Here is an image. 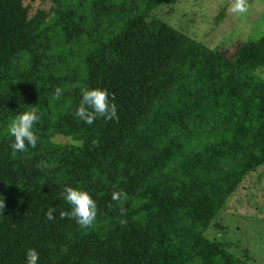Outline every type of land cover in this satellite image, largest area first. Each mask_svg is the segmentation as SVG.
Wrapping results in <instances>:
<instances>
[{
  "label": "trees",
  "instance_id": "obj_1",
  "mask_svg": "<svg viewBox=\"0 0 264 264\" xmlns=\"http://www.w3.org/2000/svg\"><path fill=\"white\" fill-rule=\"evenodd\" d=\"M165 1L52 0L50 17L0 0V264L29 248L39 264H252L207 232L264 166V34L211 48L154 16ZM85 87L119 121H78ZM32 107L37 147L14 152L10 121ZM65 185L96 201L92 228L61 218Z\"/></svg>",
  "mask_w": 264,
  "mask_h": 264
},
{
  "label": "rangeland",
  "instance_id": "obj_2",
  "mask_svg": "<svg viewBox=\"0 0 264 264\" xmlns=\"http://www.w3.org/2000/svg\"><path fill=\"white\" fill-rule=\"evenodd\" d=\"M233 0H166L153 12L190 38L211 48L231 40H256L264 34V0H246L248 12L233 13ZM30 16L46 11L53 16L52 0H23ZM226 17L217 22L219 11L227 6ZM57 142L69 143L68 137H57ZM219 222L224 230L210 229L211 239L229 245V250L243 257L247 252L252 264H264V166L251 172L229 198Z\"/></svg>",
  "mask_w": 264,
  "mask_h": 264
},
{
  "label": "clouds",
  "instance_id": "obj_3",
  "mask_svg": "<svg viewBox=\"0 0 264 264\" xmlns=\"http://www.w3.org/2000/svg\"><path fill=\"white\" fill-rule=\"evenodd\" d=\"M231 11L239 14L247 13L246 0H233ZM54 95L57 99H60L63 95V90L59 87L56 88ZM117 107V104L112 101L106 89L85 87L81 89L80 103L74 115L78 118V121L87 125H93L98 118L106 121H119L120 117ZM39 119L38 110L32 107L31 110L24 111L10 121L7 131L8 135L14 138L11 143L14 152L22 153L27 150V147L32 149L37 147L39 137L33 129ZM74 144L77 147H83V141H75ZM61 195L69 206V211L61 213V218L74 219L77 225L85 230L92 228L98 215V205L89 192L81 188L65 185ZM125 197L126 194L122 191L112 193V200L118 203H122V199ZM4 210V198L0 197V215H2ZM53 212H55V209L49 208L46 213L47 219L53 220L55 218ZM123 212L124 210L122 209V215ZM120 223L123 224L126 221L121 220ZM39 260L40 254L34 248L26 250V264H39Z\"/></svg>",
  "mask_w": 264,
  "mask_h": 264
}]
</instances>
